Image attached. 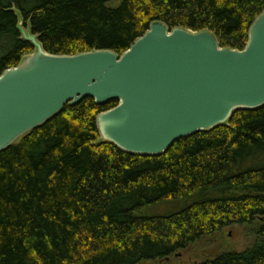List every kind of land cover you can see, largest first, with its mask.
Listing matches in <instances>:
<instances>
[{"label":"trees","instance_id":"trees-1","mask_svg":"<svg viewBox=\"0 0 264 264\" xmlns=\"http://www.w3.org/2000/svg\"><path fill=\"white\" fill-rule=\"evenodd\" d=\"M263 11L264 0H0V75L35 51L20 22L59 55H121L157 21L243 50ZM117 103L67 105L0 152V264H166L243 224L257 228L250 247L194 264H264V106L142 156L101 140L97 117Z\"/></svg>","mask_w":264,"mask_h":264},{"label":"water","instance_id":"water-1","mask_svg":"<svg viewBox=\"0 0 264 264\" xmlns=\"http://www.w3.org/2000/svg\"><path fill=\"white\" fill-rule=\"evenodd\" d=\"M19 30L35 51L0 75V152L87 97L118 102L97 117L101 140L142 156L264 106V11L243 50L221 46L210 30L160 21L121 55L52 54L23 22Z\"/></svg>","mask_w":264,"mask_h":264},{"label":"rangeland","instance_id":"rangeland-1","mask_svg":"<svg viewBox=\"0 0 264 264\" xmlns=\"http://www.w3.org/2000/svg\"><path fill=\"white\" fill-rule=\"evenodd\" d=\"M256 229V225L247 224L223 228L214 235L201 238L188 248L178 251L170 258V261L167 259L166 264H194L214 258L224 251H244L257 239ZM151 264L164 263L153 262Z\"/></svg>","mask_w":264,"mask_h":264}]
</instances>
